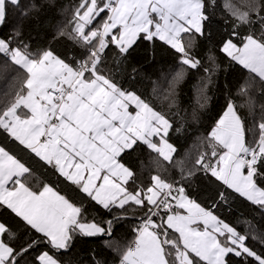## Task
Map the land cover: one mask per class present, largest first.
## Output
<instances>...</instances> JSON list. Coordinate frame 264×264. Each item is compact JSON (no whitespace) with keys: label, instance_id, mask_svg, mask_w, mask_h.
Instances as JSON below:
<instances>
[{"label":"snow or ice","instance_id":"obj_1","mask_svg":"<svg viewBox=\"0 0 264 264\" xmlns=\"http://www.w3.org/2000/svg\"><path fill=\"white\" fill-rule=\"evenodd\" d=\"M56 9V0H0V264H84L77 240L96 237L118 264H264V102L257 118L252 81L229 84L219 55L255 74L264 100V0H78L65 20ZM218 11L225 29L213 44ZM141 46L145 63L158 51L172 58L152 81L167 111L121 82L142 72L130 63ZM190 74L193 119L209 110L211 89L225 103L203 150L177 159L171 133L186 131L179 96ZM141 146L179 179L157 172L130 188L125 158ZM238 199L248 214L222 218ZM130 212L133 239L114 248ZM87 259L108 264L95 251Z\"/></svg>","mask_w":264,"mask_h":264},{"label":"trees","instance_id":"obj_2","mask_svg":"<svg viewBox=\"0 0 264 264\" xmlns=\"http://www.w3.org/2000/svg\"><path fill=\"white\" fill-rule=\"evenodd\" d=\"M218 2L223 3V0H218ZM236 2V0H234ZM57 9H56V18L57 20H65L70 19L72 10L78 3V0H56ZM216 20L217 24L213 26L214 38L212 43L215 44L216 41L219 40V33H222L225 29V25L223 23V15L220 11L217 12ZM47 23L44 26V31H40L39 35L36 32L32 33L34 45L36 42L43 41L45 39V31H47ZM54 47L58 51H63L65 48V42L61 41L60 44L54 45ZM144 48L141 46L136 53L133 54V57L130 58V63H135L137 60H140V65L142 66V72L137 76L136 81L125 82V80H121L123 86L125 88L134 87L135 90L141 94L145 98L153 99V103H155L158 107L163 108L165 111L168 110V102L163 100L160 96L153 97L152 95V81L156 80L161 70L167 71V69L172 65V58L164 53L163 51H158L157 60L155 64L145 63L141 58L144 56ZM220 55V59L223 61L224 67L227 68V81L233 87L238 83H243L246 80L252 81V88L250 89V95L252 99L255 101V111L257 118L260 115V104L264 102L261 99L260 95V81L259 78L255 76V74L251 73L249 70L243 68L238 64H231L229 66V61L222 54ZM4 58L0 56V61ZM108 64L111 65V59L108 60ZM225 77L222 74L220 77L221 85L224 84ZM161 83H163L161 81ZM196 83V78L194 75L190 74L187 82L181 85L180 90V117L183 118L182 123L185 126L186 131L180 135L176 133H171L170 142L174 144V146L178 149L177 159L179 158H194L197 152L202 151V141L206 136L207 132L210 130L211 124L218 117L225 100L224 96L215 90V88L209 91V95L213 96L211 101V105L208 111H199L197 109V113L199 119H193V110L197 107L194 103V92L192 85ZM2 93L3 86H0V102H2ZM239 102V101H238ZM176 109H172L175 111ZM243 114L247 113V109L242 110ZM179 120V117H174ZM4 141V134L0 133V142ZM24 156L25 159H28L26 153H20ZM157 159L155 153H150V151L141 146V148L137 149V151L132 152L129 156L125 158V163L129 164L136 173V183L130 185V188H135L140 184L147 185L149 183L151 175L159 174L166 176L168 178H176L179 179V170L174 168L171 164L166 161L160 159V167L157 168L153 161ZM33 167L40 171L39 165L33 163ZM52 180L55 182L56 177L52 176ZM31 184L36 186L38 184L37 177H33L30 181ZM195 194V193H193ZM248 214V209L246 208L244 202L238 199L231 211L229 210H221L220 214L222 218L228 220H235L236 216L239 213ZM137 213H129V219L121 221L116 229L114 237L112 238L114 241L115 247H123L125 244L130 242L133 239V226L138 223V220L134 217ZM258 219V217H257ZM241 229H243L244 225H240ZM75 253L78 258L83 259L84 264H88V256L91 251H95L100 256L108 261V264H117L118 262V253L109 249L105 245V238L96 237V238H78Z\"/></svg>","mask_w":264,"mask_h":264},{"label":"built area","instance_id":"obj_3","mask_svg":"<svg viewBox=\"0 0 264 264\" xmlns=\"http://www.w3.org/2000/svg\"><path fill=\"white\" fill-rule=\"evenodd\" d=\"M117 264H118V262H117Z\"/></svg>","mask_w":264,"mask_h":264}]
</instances>
